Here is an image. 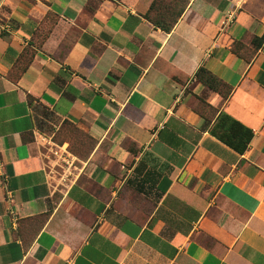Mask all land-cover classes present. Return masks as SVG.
Masks as SVG:
<instances>
[{"label":"crops","instance_id":"0c3cea01","mask_svg":"<svg viewBox=\"0 0 264 264\" xmlns=\"http://www.w3.org/2000/svg\"><path fill=\"white\" fill-rule=\"evenodd\" d=\"M151 2L0 0V264H264V0ZM36 105L92 143L69 182Z\"/></svg>","mask_w":264,"mask_h":264},{"label":"trees","instance_id":"16d2710c","mask_svg":"<svg viewBox=\"0 0 264 264\" xmlns=\"http://www.w3.org/2000/svg\"><path fill=\"white\" fill-rule=\"evenodd\" d=\"M189 0H152L148 10L143 15L155 27L164 32H170L178 19L184 12ZM264 39V35L260 37ZM198 81L208 86L212 90L220 91L225 98L228 94L223 92V83L203 67H199L195 73ZM36 99L28 96V103L32 104ZM211 134L223 143L243 153L252 138L253 132L233 119L226 113H220L211 128Z\"/></svg>","mask_w":264,"mask_h":264},{"label":"rangeland","instance_id":"374dc122","mask_svg":"<svg viewBox=\"0 0 264 264\" xmlns=\"http://www.w3.org/2000/svg\"><path fill=\"white\" fill-rule=\"evenodd\" d=\"M36 110L39 114L38 123H41V121L45 123L40 128L45 132L49 140L59 144L67 141V143L61 145L62 147L58 149L56 155L51 152V156L56 160L52 166L54 175L58 177L61 173L65 174L62 181L69 182L71 178L81 172L82 160L86 157L92 143L87 134L78 129L73 123L68 122L69 120H63L65 122L58 125L60 120L47 107L36 105Z\"/></svg>","mask_w":264,"mask_h":264},{"label":"built area","instance_id":"2783aa9c","mask_svg":"<svg viewBox=\"0 0 264 264\" xmlns=\"http://www.w3.org/2000/svg\"><path fill=\"white\" fill-rule=\"evenodd\" d=\"M239 3H240V1H238L234 6H232L228 10L226 17H225V20H224V23H223L224 26L231 24L235 20V17H236L238 8H239Z\"/></svg>","mask_w":264,"mask_h":264}]
</instances>
